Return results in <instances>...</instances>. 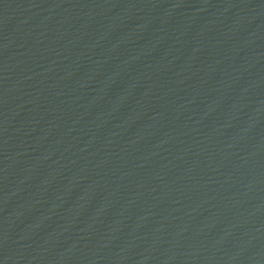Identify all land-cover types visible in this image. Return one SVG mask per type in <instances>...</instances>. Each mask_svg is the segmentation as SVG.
<instances>
[{
    "label": "water",
    "instance_id": "95a60500",
    "mask_svg": "<svg viewBox=\"0 0 264 264\" xmlns=\"http://www.w3.org/2000/svg\"><path fill=\"white\" fill-rule=\"evenodd\" d=\"M0 264H264V0H0Z\"/></svg>",
    "mask_w": 264,
    "mask_h": 264
}]
</instances>
